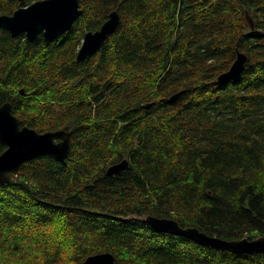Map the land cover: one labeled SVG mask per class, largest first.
I'll return each instance as SVG.
<instances>
[{"label":"trees","instance_id":"1","mask_svg":"<svg viewBox=\"0 0 264 264\" xmlns=\"http://www.w3.org/2000/svg\"><path fill=\"white\" fill-rule=\"evenodd\" d=\"M37 1L0 0V15ZM78 1L81 16L50 44L0 29V107L71 145L0 183V264L103 253L116 264H264V253L208 248L146 221L264 236V0ZM113 12L114 34L79 61L86 33ZM240 54L243 71L223 79Z\"/></svg>","mask_w":264,"mask_h":264},{"label":"water","instance_id":"2","mask_svg":"<svg viewBox=\"0 0 264 264\" xmlns=\"http://www.w3.org/2000/svg\"><path fill=\"white\" fill-rule=\"evenodd\" d=\"M22 1V0H21ZM82 14L78 0H40L28 7H21L12 15H0V29L7 30L13 37L26 34L29 42L39 35L44 36L47 44L57 40L68 32ZM120 22V16L113 12L109 19L96 31L86 33L77 59L79 61L98 52L106 40L114 34ZM253 26L252 21H250ZM246 57L238 56L228 73L222 78H232L244 69ZM0 141L7 149L0 155V183L12 181L21 165L40 154H53L60 158L68 156L71 145L65 131L40 133L35 129L23 127L22 122L13 114L12 105L0 107ZM128 162L110 168L115 174L128 167ZM152 228L160 232L184 236L208 248L230 251L236 254L264 253V236L256 239L228 240L209 235L195 227H182L176 220L149 217L146 220ZM81 264H116L110 253L91 256Z\"/></svg>","mask_w":264,"mask_h":264},{"label":"bare ground","instance_id":"3","mask_svg":"<svg viewBox=\"0 0 264 264\" xmlns=\"http://www.w3.org/2000/svg\"><path fill=\"white\" fill-rule=\"evenodd\" d=\"M83 62V61H82ZM152 232V231H151Z\"/></svg>","mask_w":264,"mask_h":264}]
</instances>
